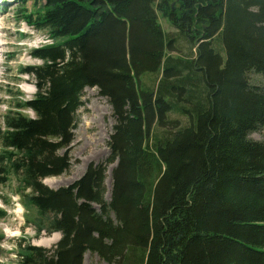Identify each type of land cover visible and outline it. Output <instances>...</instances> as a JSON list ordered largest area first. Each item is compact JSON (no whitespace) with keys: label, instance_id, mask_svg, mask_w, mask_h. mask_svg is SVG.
<instances>
[{"label":"trees","instance_id":"trees-1","mask_svg":"<svg viewBox=\"0 0 264 264\" xmlns=\"http://www.w3.org/2000/svg\"><path fill=\"white\" fill-rule=\"evenodd\" d=\"M24 17L53 42L23 70L37 91L18 108L34 115L7 114L0 174L38 231L61 237L25 245L21 264H84L87 251L106 264H264V141L250 136L264 129V82L250 78L264 79V0H44ZM87 87L116 120L109 200L104 163L44 182L69 171Z\"/></svg>","mask_w":264,"mask_h":264},{"label":"rangeland","instance_id":"rangeland-1","mask_svg":"<svg viewBox=\"0 0 264 264\" xmlns=\"http://www.w3.org/2000/svg\"><path fill=\"white\" fill-rule=\"evenodd\" d=\"M1 0L0 31L2 41L6 42L0 53V134L6 128V117L10 110H18L22 114L33 116L30 109L18 108L21 103L32 98L37 89L34 77L24 73L26 67L42 63L34 58L31 51L35 47L50 43L49 33L37 29L26 21L24 14L34 13L43 8L44 0H33L22 4L19 0ZM159 20L168 34H175L172 23L159 15ZM184 45V44H183ZM176 54V53H174ZM156 75H144L142 80L152 84ZM251 81L257 84L264 79L257 74L250 75ZM83 105L77 112V127L74 130L75 139L70 149L71 166L69 171L54 177H47L44 182L51 188L57 189L69 186L78 180L92 163H104L106 170L105 197L110 199L112 190V172L115 163H109V140L116 120L112 106L107 97L100 94L96 87L85 88L82 96ZM172 117L186 122L185 117L171 113ZM255 140L264 141V129L252 132ZM1 150V145H0ZM110 181V182H109ZM99 209L98 206H96ZM0 264H21V254L27 244L53 249L61 237L60 232L49 233L46 229L38 231L42 223L34 208H27L16 192L14 179L0 174ZM59 234V235H58ZM58 235L56 241L50 238ZM49 239V240H48ZM84 264H106L97 254L87 251L84 254Z\"/></svg>","mask_w":264,"mask_h":264},{"label":"bare ground","instance_id":"bare-ground-1","mask_svg":"<svg viewBox=\"0 0 264 264\" xmlns=\"http://www.w3.org/2000/svg\"><path fill=\"white\" fill-rule=\"evenodd\" d=\"M2 26H0V31L3 29V28H1ZM5 43L6 42H4V41H2V36H1V34H0V53L3 51L1 48L5 45ZM46 180V179H45ZM47 181V180H46ZM110 182V181H109ZM59 235V234H58ZM58 235L56 236L55 235V237L54 238H50L51 239V242H54V241H56L57 240V238H58ZM49 240V239H48Z\"/></svg>","mask_w":264,"mask_h":264},{"label":"water","instance_id":"water-1","mask_svg":"<svg viewBox=\"0 0 264 264\" xmlns=\"http://www.w3.org/2000/svg\"><path fill=\"white\" fill-rule=\"evenodd\" d=\"M115 164H116V162H115Z\"/></svg>","mask_w":264,"mask_h":264}]
</instances>
